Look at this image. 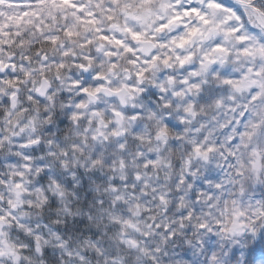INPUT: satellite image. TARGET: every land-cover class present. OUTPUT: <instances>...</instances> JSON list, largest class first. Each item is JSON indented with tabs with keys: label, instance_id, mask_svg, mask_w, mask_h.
Wrapping results in <instances>:
<instances>
[{
	"label": "clouds",
	"instance_id": "9594fccd",
	"mask_svg": "<svg viewBox=\"0 0 264 264\" xmlns=\"http://www.w3.org/2000/svg\"><path fill=\"white\" fill-rule=\"evenodd\" d=\"M0 264H264V0H0Z\"/></svg>",
	"mask_w": 264,
	"mask_h": 264
}]
</instances>
